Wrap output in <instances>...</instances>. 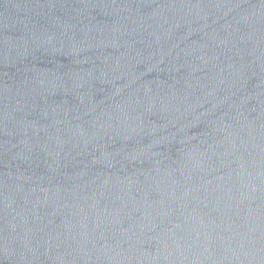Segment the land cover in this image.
<instances>
[{
  "label": "water",
  "instance_id": "1",
  "mask_svg": "<svg viewBox=\"0 0 264 264\" xmlns=\"http://www.w3.org/2000/svg\"><path fill=\"white\" fill-rule=\"evenodd\" d=\"M0 264H264V0H0Z\"/></svg>",
  "mask_w": 264,
  "mask_h": 264
}]
</instances>
